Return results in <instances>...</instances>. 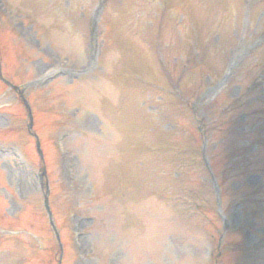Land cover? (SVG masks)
I'll use <instances>...</instances> for the list:
<instances>
[{"label":"rangeland","instance_id":"1","mask_svg":"<svg viewBox=\"0 0 264 264\" xmlns=\"http://www.w3.org/2000/svg\"><path fill=\"white\" fill-rule=\"evenodd\" d=\"M0 70V264H264V0H0Z\"/></svg>","mask_w":264,"mask_h":264},{"label":"water","instance_id":"2","mask_svg":"<svg viewBox=\"0 0 264 264\" xmlns=\"http://www.w3.org/2000/svg\"><path fill=\"white\" fill-rule=\"evenodd\" d=\"M23 102H24L26 108L28 109V106H27L25 100H23ZM29 118H30V125L28 126V128H30V126H31V115H30V113H29ZM36 147H37L38 153H40V150H39V142H38L37 139H36ZM45 208H46V210H47L48 213H49L48 205H47V199H45Z\"/></svg>","mask_w":264,"mask_h":264}]
</instances>
